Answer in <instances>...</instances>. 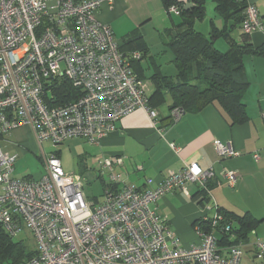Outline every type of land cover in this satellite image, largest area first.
Wrapping results in <instances>:
<instances>
[{
    "label": "built area",
    "instance_id": "2783aa9c",
    "mask_svg": "<svg viewBox=\"0 0 264 264\" xmlns=\"http://www.w3.org/2000/svg\"><path fill=\"white\" fill-rule=\"evenodd\" d=\"M104 2L114 0H0V136L29 125L41 150L46 141L57 148L76 137L98 144L137 109L155 118L148 84L132 66L141 54L126 56L111 26L98 19ZM168 11L181 13L177 5ZM245 14V33L264 30L254 5L248 4ZM59 80H68L82 94L55 102ZM183 113L175 108L172 117L178 120ZM214 146L222 158L239 154L229 143L215 140ZM171 147L177 150L175 144ZM42 155L45 173L40 179L16 178L18 155L0 146V224L13 238L24 231L33 236L37 253L24 264H244L248 254L264 264L260 237L218 244L217 233H230L231 223L224 222L212 196L213 168L188 161L153 189H120L115 168L123 159L106 157L96 175L103 178L107 170L100 201L85 195L88 180L65 172L56 151ZM222 176L231 187L238 180L237 171L225 170ZM190 184L208 203L209 214L199 222L210 223L208 229L195 224L200 244L185 247L152 204L175 190L190 195Z\"/></svg>",
    "mask_w": 264,
    "mask_h": 264
},
{
    "label": "crops",
    "instance_id": "0c3cea01",
    "mask_svg": "<svg viewBox=\"0 0 264 264\" xmlns=\"http://www.w3.org/2000/svg\"><path fill=\"white\" fill-rule=\"evenodd\" d=\"M206 1L205 17L198 20L200 22L207 16ZM212 2L215 4V11L210 16L209 30H198V21L195 28L208 37L213 28H216L217 32L221 31V34L214 38V45L221 52H228L243 43V24L221 15L216 10V3L213 0ZM246 2L258 9L264 25V0ZM164 9L166 8L163 0H114L111 4L104 2L97 11L98 19L111 26L116 38V35H119V43L128 39L133 31L142 35L140 44L128 45L131 49L128 53L131 55L135 49L138 52L143 44L147 46L148 52L134 64V69L147 82L148 95L151 97L159 76L175 77L178 74L175 56L168 43L171 35L176 32L181 17L167 9L166 15L163 13ZM154 17H157L158 23L152 26ZM174 17L180 19L176 20ZM155 31L161 33L159 38L168 48L164 52H172L169 66L174 65V69L167 71L163 63L158 62V53L153 52L149 39L150 33ZM249 43L254 49L264 47V30L252 31L249 34ZM243 62L244 73L249 82L243 94L247 112L245 122L232 123L218 102H213L198 112H184L175 120L170 109L172 100L169 90L163 89L161 103L153 100L152 108L157 112L155 118L152 119L145 109H137L117 121L115 131L102 138L98 144H91V151L84 149L79 152L78 163L81 171L78 174L84 179L87 178V173L93 172L97 175L102 170L100 161L116 156L123 159V164L115 168V171L121 174V182L118 184L120 189L125 185L153 189L170 171L182 170L186 162L197 161L203 169L213 168L215 177L210 188L214 200L222 210L238 215L249 212L256 218H264V55L244 54ZM0 139L4 141L5 152L10 154H17L15 150L24 155L29 152L37 154L36 151L40 148L29 125L15 128L9 134L0 136ZM80 139L85 140L77 137L70 140L77 146L81 143ZM215 140L231 144L239 154L229 158L220 157L214 146ZM44 143L42 150L40 148L41 155H37L42 162V154L51 153L46 152ZM171 144H175L177 150H174ZM58 156L60 158V155ZM225 170L237 171L238 180L234 187L229 186L222 176ZM104 172L107 174L106 169ZM22 178L36 179L32 175ZM147 179L152 182L148 183ZM107 181L108 176L107 180L103 179V187ZM188 189L190 195L175 190L152 204V208L161 216L168 217L170 228L180 237L185 247L200 244L194 222L207 213L199 189L192 184L188 185ZM94 199L100 200L97 197ZM257 229L251 233L252 236L257 235ZM255 263L257 262L251 260V254H248L244 264Z\"/></svg>",
    "mask_w": 264,
    "mask_h": 264
},
{
    "label": "trees",
    "instance_id": "16d2710c",
    "mask_svg": "<svg viewBox=\"0 0 264 264\" xmlns=\"http://www.w3.org/2000/svg\"><path fill=\"white\" fill-rule=\"evenodd\" d=\"M206 0H163L165 8L177 5L181 9V22L177 24L176 32L171 35L168 45L175 56L178 74L175 77L159 76L156 81L154 94L149 96V106L154 102L161 103L162 90L168 89L171 97L170 109L181 108L184 112H198L205 106L218 102L226 112L232 123H243L247 120L246 106L243 102V94L248 88L249 82L244 73V54L264 55V47L252 48L249 43V34L244 33L243 43L233 47L228 52H221L214 45V38L221 34L213 28L208 37L195 28V23L205 17ZM216 10L229 18L243 24L246 17V0H213ZM187 3L192 6L185 9ZM138 32V31H137ZM133 31L120 43L121 51L128 57L131 49L128 45L140 44L143 39L140 33ZM173 32V31H172ZM143 43V42H142ZM141 58L145 57L148 48L143 44L139 50ZM136 52V49L132 52ZM140 59V58H139ZM139 59L132 60V66ZM135 70V69H134ZM136 71V70H135ZM139 74V73H138ZM141 77V75L139 74ZM142 78V77H141ZM56 101L66 103L82 92L73 87L68 80H59L58 87L54 89ZM154 100V102H153ZM51 105L55 103L50 101ZM59 155L58 151L56 150ZM108 184L104 182V189ZM211 187V182L209 184ZM221 209V208H220ZM225 221L231 223L230 233H217L219 245L250 242L257 235L252 236L264 218L254 217L249 212L238 215L234 212L222 210ZM201 224L203 229H208L210 221L195 220V224ZM36 250L25 241L11 237L0 224V263L24 264L36 255Z\"/></svg>",
    "mask_w": 264,
    "mask_h": 264
},
{
    "label": "rangeland",
    "instance_id": "374dc122",
    "mask_svg": "<svg viewBox=\"0 0 264 264\" xmlns=\"http://www.w3.org/2000/svg\"><path fill=\"white\" fill-rule=\"evenodd\" d=\"M206 7H207L206 19L203 22L198 21L196 23V28L198 30L203 31V32H207L209 30L208 26L210 24L209 23L210 22V16L215 11V9H214L215 4L212 2V0H207L206 1ZM163 13L167 15L166 9H164ZM163 13L159 12V14H161V15ZM174 18L176 20L180 19V17H174ZM156 23H158V19H157V17L156 18L154 17L152 26H153V24L155 25ZM162 32H164V31L162 30ZM160 34L161 33L157 32V31L150 33L149 39L151 41L153 52L158 53V54H156V58H157L158 62L163 63L164 69L169 71V69H174V67H173L174 65L169 66V63H171L169 61L173 57V54L171 51L164 52V50L168 49V48L163 45V43H164L163 41L161 42V40L159 38ZM116 36L119 39V35H116ZM79 142H81V143L78 144L77 146H74L70 140V141L64 142L63 144H60L57 148H55L50 142H45L44 146H45V150L47 153H49L50 151L51 152L56 151V150L58 151V153L60 155L62 167H63L65 172L78 174L81 171L79 163H78L79 152L81 153V151H83L84 149L91 151V149L93 148L91 146V144L85 140L80 139ZM0 145L2 146L3 151H5V148L3 147V145H5L4 141H0ZM15 151L18 154L19 158H18L17 162L15 163L14 177L22 178V177L27 176V175H32L34 178L39 179L43 176V174L45 173V166H44V162H42V160L39 159V157H38L41 155L40 148L38 151H36L37 154H33L32 152H29L28 154L24 155L19 150H15ZM86 177H87L86 180H88V182H85V184H84L85 195L89 198L97 197L100 199V201L103 200V196H104L103 179L106 178V180H107V174H105L103 176V179L101 177H96L95 173H93V172L87 173ZM203 203H204L203 204L204 207H206V205L208 204L206 202H203ZM172 231H174V230H172ZM257 235L260 237H264V223L260 224V226L258 227ZM15 239L18 241L19 240L25 241L31 248L36 249L34 238L29 233V231H24L23 233H21L17 237H15ZM255 264H261V263L257 262Z\"/></svg>",
    "mask_w": 264,
    "mask_h": 264
},
{
    "label": "water",
    "instance_id": "95a60500",
    "mask_svg": "<svg viewBox=\"0 0 264 264\" xmlns=\"http://www.w3.org/2000/svg\"><path fill=\"white\" fill-rule=\"evenodd\" d=\"M192 6V3H187L186 5H185V9H188V8H190Z\"/></svg>",
    "mask_w": 264,
    "mask_h": 264
}]
</instances>
